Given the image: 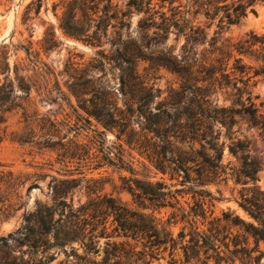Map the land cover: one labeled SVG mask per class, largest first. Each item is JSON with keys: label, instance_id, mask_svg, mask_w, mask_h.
<instances>
[{"label": "rangeland", "instance_id": "1", "mask_svg": "<svg viewBox=\"0 0 264 264\" xmlns=\"http://www.w3.org/2000/svg\"><path fill=\"white\" fill-rule=\"evenodd\" d=\"M63 1L69 0H0V54L5 52L8 57L10 79L15 76L12 70L16 66L15 73L23 77L30 88L26 95L15 88L17 106L5 113V122L0 124V171L11 172L14 177H20L22 183L15 191L5 190L0 184L3 188L0 190V240L5 241L7 249L14 250L15 255H19L20 250L24 252V258H27L26 248L17 249L15 244L24 225L23 216L34 211L39 205H52L51 188L54 179H74L75 187L67 201H72L75 208L90 202L100 203L102 199H113L131 211L151 216L154 221L150 225L160 234L158 238L154 236L153 231L149 232L151 238L143 234L135 237L131 233L125 236L120 230H115L117 224L113 223L112 217L104 219L102 216L98 218L99 221L96 219L93 222L96 224L94 235L99 236L103 229L105 232L94 240L90 253H87L80 243L64 248H52L45 254L47 257H53L48 264H169L171 259L179 264H199L195 261L184 263L177 238L182 229L185 234L189 233V220L183 219L182 214L191 212L190 208L194 206L198 196L186 192L178 196L179 204L175 207L141 209L127 191L128 179L163 182L171 190L182 189L178 181L170 179V171L163 175L149 162L144 141L151 135L141 130V120L134 114L129 117L127 129L122 130V127L116 126L105 130L79 108L77 99L70 93L69 87L78 83L77 79L83 72L89 71L87 74L91 85L98 86L101 82L111 90L108 103L116 110L115 113L120 115L128 110L129 104L120 89L118 70L109 71L110 68L106 67L107 71L102 75L100 70L91 69L92 60L100 50L111 54L117 46L106 42L101 48H94L65 36L59 29ZM127 1L113 0V3L119 9H124ZM189 1L182 3L186 5ZM252 9L253 12L248 11L237 25L230 26L221 34L220 42L213 47L220 48L219 51H211L209 47L217 31V23H211L203 16L195 17V24L204 28L207 35L204 43L192 46L196 60L206 59L208 63L227 49L222 47V44L235 45L250 33L264 34V3H256ZM138 19L137 15H133L129 37L125 36L124 32L122 42L127 38L138 41L141 36L137 30ZM47 33L54 34V45H44L43 40ZM108 34L110 41L117 38L111 30ZM183 42V39L174 41V36L171 35L161 49L165 52L172 50L178 55ZM26 49L30 55L25 54ZM114 56L116 58V55ZM239 58L242 64L251 67L250 76L254 70L263 66L262 62L254 58L238 55L233 51L228 68ZM36 61L41 62L44 67L36 64ZM137 70L139 75L148 81L149 86H154V91H159L151 102L152 111H155L160 103L171 113L187 105L191 94L188 90L182 91L184 79L177 74L165 67H156L148 61L138 62ZM193 70L195 71L196 67ZM2 80L3 76L0 75V81ZM237 80V86L242 87L239 78ZM245 80L246 78L241 79L242 82ZM248 87L249 97L257 109V114L264 118V74L251 78ZM175 92L182 93V98H178ZM231 94L230 91L218 90L211 97L218 109L229 110L220 111L219 117L231 115L234 124L227 130L219 127V124L214 127V131H221L217 143L222 145L220 165L224 174L214 183L196 188V191H209L214 199L209 203L206 198L203 207L205 218L196 217V227L199 231H206L210 227L208 223L215 218H222L223 213L237 216L245 222H252L238 206L242 197L252 187L241 175L242 156L247 155L249 160L257 163L255 184L264 192V133L242 113ZM99 97L97 93L92 95V99ZM247 97L248 95H244L243 99ZM83 98L90 99L91 94ZM245 103L248 106L246 101ZM139 105L137 103L133 108L136 109ZM95 132L102 134L98 136ZM236 141H241L246 149L233 155L228 147ZM182 149L186 150V146ZM210 156H214L213 153ZM118 157L121 160H118ZM109 159L114 166L108 163ZM119 166L122 168H118ZM197 167L199 166L193 168L194 171H198ZM103 204L110 205L106 202ZM103 204L100 207L102 210ZM136 225L140 229L150 227L138 219ZM232 231L236 233L237 228ZM188 239L186 236L182 244L185 245ZM148 240L164 244L157 250L149 249ZM253 247L251 239L247 248ZM259 249L264 251V245L260 244ZM0 250L6 251L1 241ZM150 253H153V258ZM261 264H264V258Z\"/></svg>", "mask_w": 264, "mask_h": 264}, {"label": "trees", "instance_id": "2", "mask_svg": "<svg viewBox=\"0 0 264 264\" xmlns=\"http://www.w3.org/2000/svg\"><path fill=\"white\" fill-rule=\"evenodd\" d=\"M183 1L185 0H128L124 9H119L113 0L63 1L59 29L65 36L94 48H101L106 42L117 46L111 54L100 50L92 60L91 69L100 70L102 75L107 71L106 67L110 68L109 71L118 70L120 89L129 104L128 110L120 115L115 113L116 110L108 103L111 90L100 81L98 86L91 85L87 74L89 71L83 72L84 74L77 79L78 83L69 87V91L77 99L79 108L105 130L116 126L122 127V130L127 129L129 117L135 114L141 120V130L151 135L148 139L144 138V148L149 162L163 175L170 171V179L178 181V185L182 187L171 190L163 182L128 179L127 191L139 208L175 207L179 204L178 196L186 192L198 196L194 206L190 208L191 212L182 214L183 219L189 220V233L185 234L182 229L177 237L184 263L195 261L199 264H261L264 258V251L259 249L260 244L264 245V192L255 184L257 163L249 160L247 155L241 158V175L252 184V187L242 197L238 206L252 222H245L237 216L232 217L231 214L223 213L222 218H215L208 223L210 227L206 231H199L196 227V217L205 218L203 207L206 198L209 203L214 199L209 191H196V188L214 183L224 174L220 165L222 145L217 143L221 131L220 129L214 131V127L219 124V127L227 130L234 124L231 115L219 117L220 111L229 110L217 108L211 100L214 93L218 90L230 91L235 98L234 103L240 106L242 113L264 133V118L257 114L248 92L250 79L264 74V34L250 33L247 38L235 45L222 44V47L227 49L208 63L206 59L196 60L192 46L204 43L207 36L204 28L195 24V17L203 16L207 21L217 23V31L209 47L211 51H219L220 48L213 47L220 42L221 34L230 26L237 25L248 11L253 12L252 7L256 3H264V0H190L186 5H183ZM133 15L139 17L137 30L141 36L136 42L129 38L122 42L124 32L125 36L129 37ZM109 30L117 36L113 41L109 40ZM171 35L174 36V41L180 39L184 41L178 55L172 50L165 52L161 49ZM43 43L54 45L56 43L54 34H45ZM230 48L232 49L228 50ZM233 51L238 55L254 58L262 62L263 66L254 70L252 76L249 73L251 67L242 64L240 58L235 59L234 65L228 68ZM25 54L30 55L29 50L26 49ZM140 61H148L156 67H165L184 79L182 91L188 90L191 94L187 105L171 113L160 103L155 111H152L151 102L155 93L159 91H154V86H149L148 81L139 75L137 64ZM36 64L44 67L41 62L36 61ZM16 69L15 66L12 70L15 76L10 79L8 57L2 52L0 124L5 122V113L17 106L15 88L25 95L30 89L24 78L15 73ZM196 74L197 77L202 76L201 79L197 78ZM237 77L242 87L237 86ZM243 78H246L244 82L241 81ZM199 83L202 85H198ZM94 93L100 97L92 99ZM90 94V99L83 98ZM175 95L181 99L183 94L175 92ZM244 95L248 97L243 99ZM137 103L140 105L136 109L133 108ZM95 134L101 136L102 133ZM183 146H186V150L182 149ZM245 147L241 141H236L231 143L228 150L234 155L246 149ZM211 153L214 156H210ZM118 160L121 159L118 157ZM108 163L115 165L110 159ZM196 165L199 166L198 171L193 169ZM0 184L5 190L15 191L22 183L20 177H14L11 172L0 171ZM74 187V179L53 180L52 205H39L34 211L23 216L24 225L15 244L17 249L26 248L27 258H24V252L20 250L18 251L20 254L15 255L14 250L7 249V243L0 240L6 248V251L0 250V264H48L53 260V257L45 255L50 249L64 248L74 243H80L86 252L90 253L94 240L103 236L105 232L103 229L99 236L94 235L96 224L93 222L102 216L104 219L112 217L113 223L117 224L115 230H120L125 236L131 233L135 237L143 234L151 238L149 232L153 231L154 236L159 237L160 233L150 225L154 221L151 216L131 211L113 199L101 200L102 204L104 202L110 204H103L104 210L100 208L102 204L96 202L75 208L72 201H67ZM1 189L3 188L0 187ZM137 219L150 227L140 229L136 225ZM233 228H237L236 233H233ZM186 236L189 239L183 245ZM251 239L254 247L248 249V241ZM147 242L149 249L156 250L164 244L155 240ZM150 256L153 258V253H150ZM169 264L179 263L171 259Z\"/></svg>", "mask_w": 264, "mask_h": 264}]
</instances>
